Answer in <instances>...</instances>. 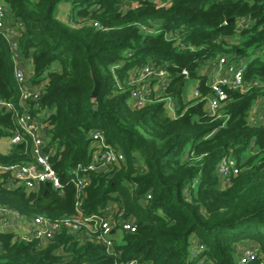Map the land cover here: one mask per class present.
Here are the masks:
<instances>
[{"label": "trees", "instance_id": "16d2710c", "mask_svg": "<svg viewBox=\"0 0 264 264\" xmlns=\"http://www.w3.org/2000/svg\"><path fill=\"white\" fill-rule=\"evenodd\" d=\"M0 1L9 20L23 24L20 47L31 60L32 82L46 81L29 103L36 114L49 111L50 159L63 184L62 190L41 184L28 191L5 179L0 206L30 218L77 214L72 170L92 161L91 132L100 130L124 159L90 171L82 211L90 216L115 202L137 225L135 232L119 234L110 251L65 226L47 241L0 231V264H237L238 248L248 241L259 252L248 264H264V122L253 119L264 96V0H136L128 10L122 6L133 0ZM67 4L77 11L61 16ZM245 17L252 24L238 28ZM222 55L246 58L244 80L251 86L223 85L227 100L213 114V89L203 71ZM149 61L165 66L170 82L163 97L175 100V116L165 100L133 104L137 85L131 80ZM14 67L0 32V100L19 105ZM190 78L200 92L186 101ZM17 130L14 113L0 109V140ZM28 141L8 154L0 151V163L30 161ZM227 155L240 172L223 184L217 167ZM198 244L204 248L196 255Z\"/></svg>", "mask_w": 264, "mask_h": 264}, {"label": "built area", "instance_id": "2783aa9c", "mask_svg": "<svg viewBox=\"0 0 264 264\" xmlns=\"http://www.w3.org/2000/svg\"><path fill=\"white\" fill-rule=\"evenodd\" d=\"M162 4H171V0H164ZM136 0L123 4L122 8L128 10L136 7ZM94 24L99 26V22ZM252 24L248 17L241 18L238 28H246ZM147 30L145 26H142ZM21 29L23 24L14 23L9 20V15L3 3L0 1V32L10 46L12 58L15 63L14 76L19 90V105L13 102L0 100V109L14 113L18 130L10 138V144L23 142L28 137L32 159L28 162L5 165L0 163V181L5 179L9 181L10 186H24L28 191L36 190L41 184L50 183V186L57 190H62L63 184L58 171L53 167L50 156L53 151H46L50 140L46 133L47 124L45 119L49 116V111L42 110L37 114L33 112L30 101L37 100L44 92L46 81L40 83L32 82L33 72H26L23 62L24 57L21 53L20 40ZM31 61V60H30ZM218 69L217 75L211 81L213 94L208 97L210 110L213 114L221 108L222 102L227 100V93L223 85H229L235 89L246 91L251 84L244 80V73L247 66L246 58H238L236 55H222L207 61L206 65ZM207 74V71H204ZM183 74L188 76V71L183 70ZM136 84L132 91L131 98L136 108L144 107L153 101L165 100L166 107L170 114H176V102L170 98H164L163 94L170 80L168 78L165 66L155 61L144 63L133 76L131 80ZM256 85V82H252ZM199 88L194 87V96H199ZM253 119L264 122V96L256 101L253 110ZM92 136V161L88 166L83 167L81 164L72 170V183L78 191L76 210L74 216H63L56 220H50L43 216L32 218L30 230L27 234H16V239L34 240L41 239L51 240L56 232L62 226L70 228L74 232H82L87 236L94 237L97 241L103 243L110 251L118 239L119 234L125 232L133 233L137 230V225L133 216H126L125 211L121 210L115 202H110L103 210L98 213L87 216L82 211L81 195L89 185L91 172L105 170L118 165L123 159L124 154L116 150L106 141L102 131L93 130ZM240 172L238 161L233 156H224L218 164L217 174L221 183L225 184L230 181L232 175ZM7 176V178L5 177ZM1 216H15L22 218V214L8 206H0ZM115 230V231H114ZM203 245L198 244L194 248L197 255L203 250ZM259 257V252L252 244L245 243L238 248L237 264H248ZM59 264V263H58ZM125 264V263H115ZM126 264H138L137 260L129 261Z\"/></svg>", "mask_w": 264, "mask_h": 264}, {"label": "crops", "instance_id": "0c3cea01", "mask_svg": "<svg viewBox=\"0 0 264 264\" xmlns=\"http://www.w3.org/2000/svg\"><path fill=\"white\" fill-rule=\"evenodd\" d=\"M160 1V0H157ZM23 66L29 74L33 72L31 61H24ZM207 69V70H206ZM204 71H207V75L210 77V81L214 79L215 74L217 75L218 69L212 66L206 65ZM203 71V72H204ZM205 73V72H204ZM12 145L10 144V138L4 137L0 140V151L4 154L10 153ZM111 204V203H109ZM32 218L22 216V218H16L15 216L3 217L0 213V231L3 232H14L15 234H27L31 227ZM47 241V240H44Z\"/></svg>", "mask_w": 264, "mask_h": 264}, {"label": "rangeland", "instance_id": "374dc122", "mask_svg": "<svg viewBox=\"0 0 264 264\" xmlns=\"http://www.w3.org/2000/svg\"><path fill=\"white\" fill-rule=\"evenodd\" d=\"M63 8L64 9L61 11L62 12L61 16H67L68 14H75L77 11L76 8L73 9V7L69 4L63 5ZM58 14H59V9H58ZM197 84H198V80L194 78H190L186 81L184 85V98L186 101L194 97V87L197 86ZM248 243L251 244V242L249 241Z\"/></svg>", "mask_w": 264, "mask_h": 264}, {"label": "water", "instance_id": "95a60500", "mask_svg": "<svg viewBox=\"0 0 264 264\" xmlns=\"http://www.w3.org/2000/svg\"><path fill=\"white\" fill-rule=\"evenodd\" d=\"M231 21H234V18H230V19H228V22H231ZM97 92H98V81L95 80L94 88H93V90H92V100H95V99H96ZM2 110H5V108H3ZM45 150H46V151H49V147H45ZM45 185H46V186H50V183L47 182ZM114 231H115V230H114Z\"/></svg>", "mask_w": 264, "mask_h": 264}]
</instances>
